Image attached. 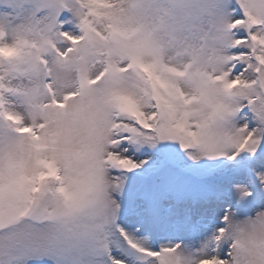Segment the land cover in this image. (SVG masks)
Instances as JSON below:
<instances>
[{
  "label": "snow or ice",
  "instance_id": "snow-or-ice-1",
  "mask_svg": "<svg viewBox=\"0 0 264 264\" xmlns=\"http://www.w3.org/2000/svg\"><path fill=\"white\" fill-rule=\"evenodd\" d=\"M0 264H264V0H0Z\"/></svg>",
  "mask_w": 264,
  "mask_h": 264
}]
</instances>
